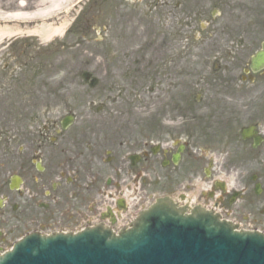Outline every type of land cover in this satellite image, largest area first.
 Listing matches in <instances>:
<instances>
[{
    "label": "flooded vegetation",
    "instance_id": "af4514ba",
    "mask_svg": "<svg viewBox=\"0 0 264 264\" xmlns=\"http://www.w3.org/2000/svg\"><path fill=\"white\" fill-rule=\"evenodd\" d=\"M187 20L185 14L176 19L178 36L169 23L167 54L154 56L148 116L113 114L120 93L109 91L119 86L106 83L100 103L86 101L85 109L64 110L44 124L31 155L28 75L3 67L9 71L7 77L0 72V252L30 232L121 226L118 220L133 214L124 195L135 210L139 202L166 201L184 215L214 216L264 233V119L237 127L242 115L264 107V69L250 68L264 38L250 55V41L224 36L211 68L213 98L190 97L183 69ZM106 53L109 64L111 50Z\"/></svg>",
    "mask_w": 264,
    "mask_h": 264
},
{
    "label": "rangeland",
    "instance_id": "374dc122",
    "mask_svg": "<svg viewBox=\"0 0 264 264\" xmlns=\"http://www.w3.org/2000/svg\"><path fill=\"white\" fill-rule=\"evenodd\" d=\"M77 1L49 0L47 5H41L40 0H0V27L22 30L0 40V72L8 76L5 66L27 72L29 155L35 147L33 138L44 124L50 125L64 110L85 109L86 101L100 103L107 96L106 83L119 86V90L109 91L110 96L120 93V107L115 106L113 114L123 109V114L148 116L149 104H146L152 99L148 89L154 56L157 61L164 60L169 23L173 30L176 26V36L180 35L176 19L183 14L188 18L185 29L188 52L183 69L189 94L192 92L190 97L213 98L211 68L215 53L221 52L224 36H239L245 43L250 41V55L264 38V0H83L76 5ZM217 1L220 4H214ZM22 2L26 7L20 10L18 6ZM38 8L52 11L51 21L47 20L46 24L67 23L60 36L42 40L29 35L35 25H40L38 21L25 24L1 20L10 14H27ZM213 11L217 15L210 18ZM109 50L111 62L106 64ZM181 67L182 63L176 64L174 73ZM164 68L161 63L162 75ZM176 92L172 91L173 97ZM34 102L41 104L32 106ZM102 115L96 117L98 122ZM263 119L264 107L258 113L255 108L240 117L237 127ZM145 124L148 119L140 123Z\"/></svg>",
    "mask_w": 264,
    "mask_h": 264
},
{
    "label": "water",
    "instance_id": "95a60500",
    "mask_svg": "<svg viewBox=\"0 0 264 264\" xmlns=\"http://www.w3.org/2000/svg\"><path fill=\"white\" fill-rule=\"evenodd\" d=\"M250 68H264V43ZM0 264H264V235L237 232L207 215L182 216L161 202L118 236L103 227L27 235L0 256Z\"/></svg>",
    "mask_w": 264,
    "mask_h": 264
},
{
    "label": "bare ground",
    "instance_id": "6f19581e",
    "mask_svg": "<svg viewBox=\"0 0 264 264\" xmlns=\"http://www.w3.org/2000/svg\"><path fill=\"white\" fill-rule=\"evenodd\" d=\"M48 2L49 0H40L39 4L47 5ZM18 7L21 8L20 10H23L26 7V5H23V2H22V4H19ZM58 10H61V8L60 9L58 8ZM47 11L46 9L42 10V8L41 9L38 8V9H35V11L27 13V14L21 13V12H18L16 14H10L5 18H1V20L2 21L6 20L8 22L15 20V21H19L20 23H22L21 21H23L25 24L38 21L40 22V25L39 26L35 25L32 31L31 32L29 31L30 33L28 34L35 35L37 38H40L42 40H49L54 36H60L66 29L67 23H62L58 26H55L54 23L46 24L47 20L51 21V18L49 17L53 14L52 11L51 12H47ZM18 31H22V30L19 29L18 27L17 28L0 27V40L8 36H11V35L13 36V34H16Z\"/></svg>",
    "mask_w": 264,
    "mask_h": 264
}]
</instances>
